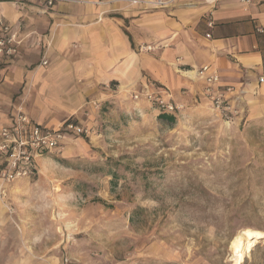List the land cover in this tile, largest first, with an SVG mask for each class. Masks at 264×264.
Masks as SVG:
<instances>
[{"label": "rangeland", "instance_id": "374dc122", "mask_svg": "<svg viewBox=\"0 0 264 264\" xmlns=\"http://www.w3.org/2000/svg\"><path fill=\"white\" fill-rule=\"evenodd\" d=\"M147 104L98 106L84 139L0 183V264H231L235 233L264 232V112L181 103L166 122ZM240 264H264V238Z\"/></svg>", "mask_w": 264, "mask_h": 264}, {"label": "crops", "instance_id": "0c3cea01", "mask_svg": "<svg viewBox=\"0 0 264 264\" xmlns=\"http://www.w3.org/2000/svg\"><path fill=\"white\" fill-rule=\"evenodd\" d=\"M134 1L62 0L46 8L44 0H0V19L21 41L14 57L0 60V129L12 124L20 101L48 129L67 119L90 128L106 104L146 110V91H163L185 107L209 104L196 74L203 65L217 72L220 89L233 90L227 94L241 118L264 112V0H215L211 7L165 0L170 5L149 11ZM141 44L153 49L138 50Z\"/></svg>", "mask_w": 264, "mask_h": 264}, {"label": "built area", "instance_id": "2783aa9c", "mask_svg": "<svg viewBox=\"0 0 264 264\" xmlns=\"http://www.w3.org/2000/svg\"><path fill=\"white\" fill-rule=\"evenodd\" d=\"M62 0H44L46 8ZM214 1V0H213ZM139 3V1H134ZM244 6L249 5L252 0H239ZM154 6H163L165 2L156 0L151 2ZM165 6V5H164ZM212 19H208L207 26L212 27ZM209 37V34H206ZM20 39L17 38L12 27L0 19V60L14 57L18 53ZM141 51H151L150 45L141 44ZM47 60L43 57L40 65H46ZM196 74L205 80L204 95L208 99L211 108L227 122L239 118L241 109L232 105L229 93L232 89H220L219 76L217 72L203 65ZM258 82L264 84V76L258 77ZM163 91L144 92L143 96L147 103L158 108L159 113L175 114L183 105L174 103ZM228 93V94H227ZM132 98L139 99L135 93ZM13 121L10 126L0 129V183L9 184L14 181L31 178L39 174L38 160L44 158L51 152L59 151L63 144L70 138L76 136H87L89 128L72 119L64 120L57 128L41 127L31 121L27 111L20 101L13 107ZM4 192V190H2Z\"/></svg>", "mask_w": 264, "mask_h": 264}, {"label": "bare ground", "instance_id": "6f19581e", "mask_svg": "<svg viewBox=\"0 0 264 264\" xmlns=\"http://www.w3.org/2000/svg\"><path fill=\"white\" fill-rule=\"evenodd\" d=\"M262 238H264V232L251 227H243L235 233L229 242V248L234 255L231 264H240L243 257Z\"/></svg>", "mask_w": 264, "mask_h": 264}, {"label": "trees", "instance_id": "16d2710c", "mask_svg": "<svg viewBox=\"0 0 264 264\" xmlns=\"http://www.w3.org/2000/svg\"><path fill=\"white\" fill-rule=\"evenodd\" d=\"M159 118L161 119V120H164V121H166V122H172L173 120H174V117L172 116V115H169V114H165V113H159ZM80 137H83V139H84V136H80ZM86 137V136H85ZM64 145V144H63ZM66 145V144H65ZM64 145V146H65ZM63 146V147H64ZM47 156V155H46ZM45 156V157H46ZM36 175H38V174H36ZM36 175H34V177L36 176ZM113 176L115 177L116 176V174L114 173L113 174Z\"/></svg>", "mask_w": 264, "mask_h": 264}]
</instances>
